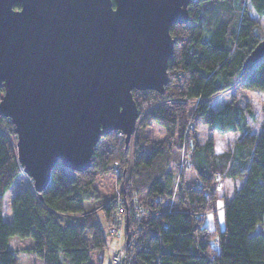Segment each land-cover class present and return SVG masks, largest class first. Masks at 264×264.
Masks as SVG:
<instances>
[{
    "label": "trees",
    "instance_id": "1",
    "mask_svg": "<svg viewBox=\"0 0 264 264\" xmlns=\"http://www.w3.org/2000/svg\"><path fill=\"white\" fill-rule=\"evenodd\" d=\"M188 14L186 24L169 29L175 44L164 93L133 94L143 117L130 143L126 146L124 139L118 140L117 132L103 137L107 146L101 149L98 143L91 166L83 173L57 163L41 193L42 202L32 187L14 194L10 222L3 219L1 202L21 168L6 135L14 136L13 126L0 117V264H17L16 252L7 247L10 238L31 239L28 252L42 264H93L90 254L105 251L108 239L97 212H89L85 203L97 199L94 186L113 176L115 162L120 164L121 175L113 177L118 184L125 183L124 203L116 205L111 200L101 206L98 212L104 225L121 209L124 227L126 216L128 227H133L132 198L149 209L126 251L125 264H264V122L258 136L246 131L233 152L220 157L213 155L210 142L200 148L194 141L209 98L233 87L264 92V60L250 72L242 70L243 61L264 40V29L261 36L258 31L264 0L197 1L189 5ZM3 92L0 87V100ZM195 100L200 103L189 111V102ZM150 123L165 131L161 142L147 138L145 128ZM186 133L191 167L202 183L197 189L179 187L171 170ZM220 178L244 180L223 204V228L212 231L201 216L210 210L212 201L211 209L216 210L211 189ZM173 194L176 198L171 204ZM80 214L84 216L74 224L61 223L62 217Z\"/></svg>",
    "mask_w": 264,
    "mask_h": 264
},
{
    "label": "water",
    "instance_id": "2",
    "mask_svg": "<svg viewBox=\"0 0 264 264\" xmlns=\"http://www.w3.org/2000/svg\"><path fill=\"white\" fill-rule=\"evenodd\" d=\"M197 1L206 0H0V117L40 202L57 163L83 173L101 138L119 132L130 143L133 92L164 93L169 29L186 24ZM263 60L264 40L242 70ZM125 236L127 245V216Z\"/></svg>",
    "mask_w": 264,
    "mask_h": 264
},
{
    "label": "rangeland",
    "instance_id": "3",
    "mask_svg": "<svg viewBox=\"0 0 264 264\" xmlns=\"http://www.w3.org/2000/svg\"><path fill=\"white\" fill-rule=\"evenodd\" d=\"M254 17L256 18V16H254ZM263 29H264V16L261 19H259L258 31L260 33V36L262 34ZM135 93H137V92H133V94H135ZM235 93H236L235 98L238 99L241 103L247 104L250 107V110L252 111V113L255 115L256 119H259L260 115H261V108L264 106V94L257 96L254 94H249V93L244 94V93H240V92H236V91H235ZM193 108H194V106L192 104L188 105L189 111H192ZM142 117H143V114L140 115V117L137 121L136 130L139 128V126L142 122ZM262 122L263 121H260V120L257 122V120H256V124L252 123L249 128L253 132H258L260 129L259 123L262 124ZM145 134H146L147 138L152 142H161L165 137V131L161 127H159L153 123H150L145 128ZM6 135L9 138L11 145L15 147L16 138L14 136H8V134H6ZM106 144H107L106 140L101 138L99 141V147L101 149H104L107 146ZM185 155H186L185 151L181 152V148L178 150V152H176L174 154L173 160H174L175 164L173 165L174 168L171 166V170H172V173L177 175L176 178H178V181L181 183V184H179V187L181 185L183 187V189L184 188L188 189V188L193 187L194 182L196 181L197 175L192 169H189L187 171H184V168L182 169V167L184 166L183 165L184 164L183 158L185 157ZM181 157H182L183 163L180 162ZM179 164L181 166L180 170L178 167ZM130 171H131V159H130V157H128L127 172L130 173ZM179 171H181L180 175L178 173ZM110 180H112V189H111L110 195H108L110 197L109 201H111L117 197V192L119 190L116 187L115 179L113 176L104 178L105 182L106 181L109 182ZM26 187H32V182L29 178H27V176L25 174H23L21 172L20 176L17 179H15V181L13 182L9 191L2 198L1 211H2V215H3V219L6 222L11 221L10 203H11V200H12L14 194L17 191L25 189ZM177 189H179V188H177ZM231 189H232V186H229L228 184L224 185V183L221 184V181H218L211 189L212 196L214 197V201H216V210L214 211V209H211V205H212V203H214L212 201V203L209 206L210 210L201 216V221H203V224L212 231L216 227L223 228V212H222V207H223L222 201L223 200L222 199L224 198L225 200H227L228 196L231 195ZM172 198H174V200H175L176 195L173 194ZM105 200H106V198H103L102 196H97V199L90 201L88 203H85V209L88 206L87 204H90V206L95 208L96 203H98V205H101L104 203ZM173 202H175V201H173ZM98 210H99V208L96 209L95 211H92V212H97L96 217L99 221L101 228L104 230V232L106 234L107 225L106 226L104 225L103 221L101 220L100 212H98ZM80 217L79 216L62 217L61 223H65V224H69V225L74 224L75 221ZM258 229H260V227H258ZM211 234L212 233L210 232L209 236H212ZM107 239H108L107 248L102 253V254H104L103 255V257H104L103 261L99 260V254L93 252L90 254L91 263H93V264H108L110 262V255L108 253L109 250L111 251V250H118V249H124L125 248L126 243H124V240H122L120 243L119 240L111 239L108 237H107ZM86 240L89 242L87 237H86ZM117 244H119V245H117ZM7 247L9 250L16 252L15 258H16L17 264H42L41 261L38 260L36 257H34V255L32 253L28 252V250L32 248L31 239L10 238L8 241ZM127 250L128 249H126V251ZM126 256H127V253H126ZM127 259H126V261H127Z\"/></svg>",
    "mask_w": 264,
    "mask_h": 264
},
{
    "label": "crops",
    "instance_id": "4",
    "mask_svg": "<svg viewBox=\"0 0 264 264\" xmlns=\"http://www.w3.org/2000/svg\"><path fill=\"white\" fill-rule=\"evenodd\" d=\"M235 91L244 94H254L257 96L264 94V92L257 93L254 91H243L238 87H233L230 90L216 94L207 100L208 108L204 116L200 118L198 122L194 141L196 146L200 148L210 142L213 155L218 157L227 153L231 154L246 131H248L251 135L258 136L262 130L264 122V106L261 108L260 118L256 119L255 115L250 110V107L235 98ZM256 120L257 122L259 120L263 122L262 124L259 123V131L253 132L249 127L252 123L256 124ZM203 154L205 153L200 151V155ZM204 159L205 158L202 157V160ZM243 180L244 179L220 178L219 181H221V184L224 183V185L228 184L229 186H232L231 195L228 196L227 200L231 199L234 192L241 188ZM94 189L97 192V196H102L103 198H106V200L101 205L96 203L95 208L90 206V204H87V208H90L89 212L95 211L98 208L100 209L102 205L109 201L110 197L108 195H110L112 189V180L105 182L104 178H102L97 181ZM222 200L224 204L226 200L224 198ZM70 216L83 217L84 214L69 215L65 217Z\"/></svg>",
    "mask_w": 264,
    "mask_h": 264
},
{
    "label": "built area",
    "instance_id": "5",
    "mask_svg": "<svg viewBox=\"0 0 264 264\" xmlns=\"http://www.w3.org/2000/svg\"><path fill=\"white\" fill-rule=\"evenodd\" d=\"M200 101L199 100H195V101H191L189 102V104H192L194 107L199 104ZM190 128H192V126H190ZM189 133L185 134V142L181 145V152L185 151L186 155L183 158L184 160V166L182 167V169L184 168V171H187L189 169H192V163H191V153L192 151L190 150V148H188V142H187V137H188ZM116 138L118 140H123L124 137L121 133L117 132L116 133ZM180 162H182V157L180 159ZM183 163V162H182ZM179 170L181 169L180 164L178 165ZM111 171L114 177L118 178L121 175V167L120 164L118 162L113 163V165L111 166ZM179 171V175H180ZM116 183V187L119 189L117 192V197L114 198V202L116 203V205H120L122 203H124L123 200V196H122V190L124 189V182H122L121 184H118L117 181H115ZM202 187V183L196 178V181L194 182V185L192 188L197 189V188H201ZM174 199L171 198L170 202L171 204L173 203ZM130 205L132 207V213H133V221H134V226L129 228V243L127 245H125L124 249H118V250H109V255H110V262L108 264H125L127 256H126V249H128L132 242H134V240L136 239L137 236V232L140 231L141 226H142V219L144 217V215L146 214V212H149L148 208H145L144 206H142L141 203L137 202L135 200V198H132L130 201ZM156 216L159 215V213H155ZM106 236L108 238L111 239H115V240H119L120 242L122 240H124L125 243V227H124V218H123V211L121 209H118V211L113 214V218L112 221L109 222V224L107 225V230H106ZM103 252L97 253L99 254V260L103 261Z\"/></svg>",
    "mask_w": 264,
    "mask_h": 264
}]
</instances>
